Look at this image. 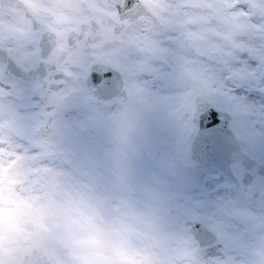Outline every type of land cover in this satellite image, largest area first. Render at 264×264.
Masks as SVG:
<instances>
[{
  "label": "clouds",
  "instance_id": "1",
  "mask_svg": "<svg viewBox=\"0 0 264 264\" xmlns=\"http://www.w3.org/2000/svg\"><path fill=\"white\" fill-rule=\"evenodd\" d=\"M52 2L74 6L81 15H88L93 10L104 11L111 6L110 0ZM161 2L163 0H132L131 4H122L124 11L116 25L107 27L97 41L101 51H115L124 60L143 64L155 71L146 73L139 84L131 79L122 95L113 97L103 109L93 110L84 117L97 142L89 169H82L66 148L74 131L68 124L71 116L68 109H74L78 104L81 85L76 81H64L63 77L59 81L52 80L51 83L65 84L60 102L41 97L36 104L29 105L16 95L7 94L12 92L13 84L23 86L29 70L17 65L19 75L13 74L10 78L8 70L0 74V169L18 174L20 182L16 183L15 191L21 197L27 198L30 189L42 184L51 185L55 178L61 189L55 200L63 204L70 215H92L93 208L97 207L92 198L93 190L113 181L128 186L140 170L143 147L139 131L146 115L156 106L154 93L163 89L168 96L194 101L220 98L232 80L227 71L228 57L231 56L228 46L236 37L249 34L264 39V30H260L264 15L259 17L258 24L257 17L246 10L247 4L243 0H236V4L242 6L230 13L232 20L218 23L214 28L213 34L218 37V42L210 40L206 34H170L173 22L160 21L149 6ZM129 12L132 15H127ZM240 12L243 16L238 15ZM88 36L95 39L91 31ZM16 51L14 45L4 46L0 61L7 69L6 61L13 59ZM209 51L213 55H207ZM36 117H40L39 126ZM37 133L46 145L42 152L33 151ZM54 174L58 175L54 177ZM182 175L189 183L195 184L206 176V169L199 165L182 170ZM31 194L41 193L32 191ZM105 198L106 203L99 212L102 219L95 223L110 236L120 231L128 211L121 206L125 203L123 200L114 203L111 196L105 195ZM41 203L46 205L47 201ZM74 203L79 204L78 211L72 210ZM49 225L51 233L42 240L31 235L35 231L31 224L23 225L24 231L20 234L5 233L0 238V248L12 252V258L6 259V264H73V251H86L73 243L87 238L86 227L71 224L60 215H51ZM53 241L59 247H55ZM188 258V264H209L213 259H204L191 249Z\"/></svg>",
  "mask_w": 264,
  "mask_h": 264
},
{
  "label": "rangeland",
  "instance_id": "2",
  "mask_svg": "<svg viewBox=\"0 0 264 264\" xmlns=\"http://www.w3.org/2000/svg\"><path fill=\"white\" fill-rule=\"evenodd\" d=\"M29 10L33 12L37 19L45 20L46 25L52 27L56 33L63 34L62 42L65 43V50L56 54L53 63L56 64L57 68L49 73L46 87L38 82L29 83L24 81L23 87L27 91L21 101L32 105L40 101L41 97H46L60 102V100L53 97V93L63 95L61 89L65 88V84L61 82L51 83V81H59L58 77H63L64 81L69 83L78 82L82 90L78 104L74 109H68L71 113L68 124L74 131L66 143V148L78 161L82 169H89L91 158L97 151V142L89 130V122L84 117L93 110L103 109L109 102L98 101L92 95L91 88L87 87L84 82L86 75L90 65L100 58L111 59L124 73L129 72V61L124 60L115 51H101V47L97 44V41L102 37V34L99 33H93L95 39L88 36L83 43H78L74 47L68 46L65 39L67 30L76 27L81 21L86 20L90 14L81 15L74 6L53 3L52 0H29ZM104 11L113 14L116 12L113 6L106 8ZM155 16L162 21L161 16L156 14ZM18 19H21V17L18 16ZM17 24V27L15 26L16 30L21 31L19 33L15 32L17 35L16 42L10 43V45L17 48L16 58L19 57L17 54L36 52L38 48L37 40L40 34V32H37L34 36H26L24 32L27 28L25 26L20 27ZM1 25L0 23V39H3L8 30L4 33ZM9 25L13 29V23L11 22ZM8 28L10 27L8 26ZM172 28L174 30L172 35L180 33L175 27ZM32 37H35V40L29 43V38ZM21 45H24V47H21ZM54 52H56V48ZM32 59L33 62L36 61L35 57ZM263 67L264 63L260 68L261 71ZM51 73H55V75H50ZM39 89H43V91ZM212 99L216 104L227 109L229 102L225 103L222 96ZM183 100L184 97H178L177 101L173 103L156 104L144 118L139 131L140 142L143 147V163L138 175H136L138 176L136 180L139 181L143 177L145 181L147 180L143 187L148 191L144 198L146 206L148 205L149 224L153 223L150 224L152 229L161 232L162 236L167 235L168 239H174V236L177 237L176 239L180 238L181 243L177 244L181 246V252L185 253L187 252L184 251L187 248L186 244H189L188 249H191L196 248L198 243L188 233L182 222L189 219H204L203 221L207 224L209 217L213 218L217 221L215 225L220 228L221 232L232 229L234 234H241L246 241L251 240L255 247L259 248V251L251 256V259L254 264H264V247H261L254 229L256 214L253 209V196L251 194L241 195L237 191H235V194L224 197L222 195L218 198L208 193L201 194L199 183L191 184L182 175V170L187 169L183 159L185 154H188V147L179 146L178 140L174 138L173 119L177 107ZM237 105L238 107L232 110V124L241 128L244 135L253 144H259L264 149V114L257 115L246 112L240 104ZM239 118L251 125L247 126L237 122L241 121ZM37 119L39 121L40 117H37ZM254 122H257V125ZM143 126L144 130L142 131ZM39 137V134H36L35 138ZM139 182L141 183V180ZM220 234H218L217 246L221 245ZM171 242L173 243V241Z\"/></svg>",
  "mask_w": 264,
  "mask_h": 264
},
{
  "label": "bare ground",
  "instance_id": "3",
  "mask_svg": "<svg viewBox=\"0 0 264 264\" xmlns=\"http://www.w3.org/2000/svg\"><path fill=\"white\" fill-rule=\"evenodd\" d=\"M243 2L247 4L246 10L257 17L256 22L259 24V17L264 15V0H243ZM163 4L167 5L168 11L161 14L162 22H173L170 34L174 31L172 27H175L180 33L206 34L210 40L217 42L218 37L213 34L214 28L218 26V23L232 20L230 13L236 12L237 8L242 6L237 5L236 0H163ZM238 15L243 16V13L240 12ZM260 30H264V24H260ZM251 31L256 32L257 29H251ZM228 48L231 56L228 57L227 71L232 76V80L222 95L225 103L229 102L227 110L233 114L232 110L238 107L237 104H240L246 112L263 115L264 76L262 72L264 67L262 71L260 68L264 63V39H261L259 35L252 36L251 34L240 36L236 37L234 43L230 44ZM207 55H213V53L209 51ZM111 63L117 65L113 61ZM128 64L129 72L126 71L125 74L129 84L131 79H135L139 84L146 73L155 71L153 68L134 61H129ZM154 96L157 105L173 103L178 98L166 95L163 89H158ZM105 101L110 102L113 99L101 100V102ZM242 118H239L241 121L237 122L247 126L251 125L249 122H243ZM36 121L39 125L37 117ZM254 124L257 125V122ZM41 144L40 137L35 138L32 145L33 151L42 152ZM136 175L138 172L133 176L128 186L121 185L116 181L103 186L105 195L111 196L114 203H120L123 200L125 203L121 206L128 211V217L122 223L120 231L109 236V243L125 244L137 254V259L143 260V264H188L189 244H186L187 248L184 250L187 252L183 253L181 246L177 244L181 243L180 238L176 239L177 237L174 236V239H168L167 235L162 236L161 232L152 229L150 224L153 223L149 224L148 205L146 206L144 198L148 191L143 187L147 180L145 181L143 177L140 179V183V180H136L138 177ZM208 220L207 224L205 222L206 226L216 234L221 233V245L217 246V241L211 246L200 247L198 245L199 247L191 248V250L204 259L212 257L209 264H254L251 256H254L259 248H256L251 240L246 241L241 234H234L232 229L221 232L220 228L215 225L217 221L210 217ZM53 245L59 247L55 241H53Z\"/></svg>",
  "mask_w": 264,
  "mask_h": 264
},
{
  "label": "snow or ice",
  "instance_id": "4",
  "mask_svg": "<svg viewBox=\"0 0 264 264\" xmlns=\"http://www.w3.org/2000/svg\"><path fill=\"white\" fill-rule=\"evenodd\" d=\"M157 16H161L162 13L168 11L167 5L157 3L149 5ZM170 22V21H165ZM6 39V38H5ZM35 37L29 38V43L34 42ZM63 34L57 33V39L55 40L56 52L48 58L46 63H52L57 53L65 50V43L62 42ZM4 43V39H0V45ZM24 47V45H21ZM33 57L39 60V48L36 52L31 54H22L16 58V63L25 70H29V65L35 66ZM7 71L6 66L0 63V74ZM37 87H39L37 85ZM26 89L17 84H13L12 92L7 93L16 95L20 98H24ZM53 97L57 100L62 99V94L53 93ZM215 113H209L207 120L209 123L213 122ZM203 126V120L201 121ZM41 147H46L45 144H41ZM18 160L21 158H17ZM183 163L186 167L192 166V160L186 153L183 159ZM216 163L215 157H210L208 164ZM44 171H49L45 169ZM55 175L58 174H54ZM18 180V174L11 173L9 169H0V238H3L5 233L9 235L20 234L24 231L23 225L31 224L34 228V235L37 239L42 240L46 235L51 233V226L49 225V217L51 215H60L67 222L86 227L88 236L86 239L75 240L73 243L76 247L86 251L77 252L73 251V264H143V260L137 259V254L132 252L125 244L114 245L109 243V234L107 231L99 227L95 221L102 219L99 212L103 205L106 203L105 189L103 186L93 190L97 207L93 208L92 215H70L65 206L59 201L55 200V196L61 191L59 184L53 178L51 185H40L39 188L30 189L29 196L27 198L21 197L15 191L16 183ZM32 191H37L41 194L32 195ZM41 201H47V204H42ZM52 209H55L53 212ZM79 204L74 203L72 206L73 211H78ZM12 258L11 250H4L0 248V264H6V259Z\"/></svg>",
  "mask_w": 264,
  "mask_h": 264
},
{
  "label": "water",
  "instance_id": "5",
  "mask_svg": "<svg viewBox=\"0 0 264 264\" xmlns=\"http://www.w3.org/2000/svg\"><path fill=\"white\" fill-rule=\"evenodd\" d=\"M131 2L132 0H110V4L116 7L119 18L120 14L124 11L121 5L126 3L131 4ZM0 4L15 9H26L24 3L20 0H0ZM133 11L135 10L133 9ZM127 15H132V13L129 12ZM111 24L116 25V23ZM85 27V24H82L81 33L78 35L72 30L67 32L66 39L70 46L74 44L77 37L79 40L83 38L84 31L86 30ZM56 39L57 34L53 31L42 34L38 41L41 60L34 67L29 68V72L25 76L24 81L29 83L38 82L43 87L47 86V75L55 71L57 67L55 63H46L44 59L55 49L54 42ZM2 51L3 48L0 47V55H2ZM6 62L10 76L20 74L14 59H8ZM0 63L4 64L3 61H0ZM262 75L264 76V70ZM85 83L87 87L94 89L93 95L99 96L101 100L113 99V97L121 95L124 92L121 72L104 63H93L91 65ZM211 106L212 103L206 101L199 104L194 111V119L199 125V130L191 146V157L219 174L218 178L207 180V188L209 190L214 189L217 184L225 180L229 183L237 181L232 171V164L235 161H241L247 168H251L255 163L253 158L242 152L246 142L234 134L230 126L231 113L229 111L217 110ZM210 112L215 113V118L211 123L207 120ZM219 116H223V118L220 119ZM202 120L203 126H201ZM213 156L215 157L216 163L209 166V158ZM182 225L186 227L188 233L194 237L200 247L211 246L218 240V235L201 220H185L182 222Z\"/></svg>",
  "mask_w": 264,
  "mask_h": 264
},
{
  "label": "flooded vegetation",
  "instance_id": "6",
  "mask_svg": "<svg viewBox=\"0 0 264 264\" xmlns=\"http://www.w3.org/2000/svg\"><path fill=\"white\" fill-rule=\"evenodd\" d=\"M24 3L26 9H15V8H10L6 7L0 4V23L2 24V29L3 32L6 33L3 36L4 43L0 45L1 47H4L6 44L10 43H15L17 35L15 32H20L21 30H16L15 28L16 24L20 27L25 26L27 29L24 32L26 36H34L37 32H40L39 38L37 40V45L40 37L44 32L48 31H53L55 32L52 27L49 25H46V21L43 19H37L35 15L33 14L32 11L29 10V0H20ZM113 5L111 4L110 7ZM116 10L115 14L109 13V12H103V11H98V10H93L91 11L86 20L81 21L76 27L73 29H68L72 30L75 32V34L81 33V26L82 24H85V31L83 38L81 40L76 38L75 42L71 47H74L78 43H83L87 37L88 33L91 31L93 33H99V34H104L105 30L107 27L112 26L113 24L111 23H117V20L119 19L118 11L115 6H113ZM46 15V14H45ZM18 16L21 17V19H18ZM47 16V15H46ZM43 17V16H42ZM13 23V29L9 25L11 22ZM94 24V26H92ZM8 26L10 28H8ZM17 27V26H16ZM8 28V29H7ZM67 32L65 39L67 37ZM56 33V32H55ZM57 34V33H56ZM101 35V36H102ZM6 38V39H5ZM66 43L68 44V41L66 39ZM68 46H70L68 44ZM39 48V46H38ZM56 48V47H55ZM55 50V49H54ZM53 50V52H54ZM52 52V53H53ZM51 53V54H52ZM50 54V55H51ZM18 56H21V54H17ZM49 55V56H50ZM49 56L44 59V61H47ZM16 61V57L13 58ZM41 60L40 57V48H39V60H36L34 63H38ZM111 59H98L94 61L93 63H104L107 64L117 70H119L122 74L123 77V91H125L129 87V82L127 80L126 74L124 73L123 70L119 68V66L114 65L111 63ZM92 63V64H93ZM91 64V65H92ZM90 65V67H91ZM33 66H30L31 68ZM89 67V70H90ZM89 73V71H88ZM88 75V74H87ZM86 75V77H87ZM86 80V78H85ZM85 82V81H84ZM86 85V83H85ZM92 90V95L94 89L91 88ZM124 93V92H123ZM122 95V94H121ZM98 101H101V98L99 96L93 95ZM182 98V97H181ZM212 102V108H216L217 110L221 111H228L225 107L219 106L216 104L213 99H206V100H201V101H194L190 98L184 97V100L179 106L177 107L175 111V116L173 119L174 122V138L178 140L179 146H186L188 147V155L190 156L192 160V166L187 167V169H190L195 166L202 165L208 172H206V176L198 181L199 183V191L201 194L208 193L211 195H215V197L219 196H228L230 194H235V191H237L239 194H245L249 195L251 194L253 196V205H254V212L256 214V225L254 226V229L257 233V239L261 245V247H264V149L259 145V144H253L250 139L244 135L242 132V129L233 125L232 120H233V114L231 113V119H230V126L232 130L234 131V134L245 140V146L242 149L243 153L248 154L251 158L255 160V163L252 165L251 168H247L245 164H243L241 161H235L232 164V171L235 174L237 181L234 183H229L228 181H223L219 184H217L214 189L209 190L207 188V180L212 179V178H218L219 174L212 170L211 168L200 164L197 160L193 159L191 157V146L194 143L195 135L199 130V125L195 121V116H194V111L198 107L199 104L203 102ZM219 118H223V116H219ZM192 220V219H189ZM201 221L205 224V221Z\"/></svg>",
  "mask_w": 264,
  "mask_h": 264
}]
</instances>
